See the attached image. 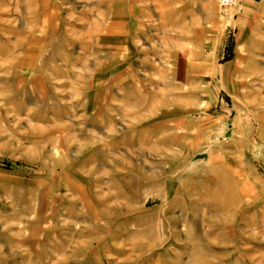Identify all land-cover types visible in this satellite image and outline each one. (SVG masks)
Segmentation results:
<instances>
[{
	"label": "rangeland",
	"instance_id": "374dc122",
	"mask_svg": "<svg viewBox=\"0 0 264 264\" xmlns=\"http://www.w3.org/2000/svg\"><path fill=\"white\" fill-rule=\"evenodd\" d=\"M243 1L0 0V264H264Z\"/></svg>",
	"mask_w": 264,
	"mask_h": 264
},
{
	"label": "crops",
	"instance_id": "0c3cea01",
	"mask_svg": "<svg viewBox=\"0 0 264 264\" xmlns=\"http://www.w3.org/2000/svg\"><path fill=\"white\" fill-rule=\"evenodd\" d=\"M253 1L254 4H251ZM246 13L245 23L238 32L235 41V54L254 67L252 77L263 78L260 87L264 86V0H244ZM249 11V12H248ZM240 55V56H239ZM257 62V64H255Z\"/></svg>",
	"mask_w": 264,
	"mask_h": 264
},
{
	"label": "built area",
	"instance_id": "2783aa9c",
	"mask_svg": "<svg viewBox=\"0 0 264 264\" xmlns=\"http://www.w3.org/2000/svg\"><path fill=\"white\" fill-rule=\"evenodd\" d=\"M221 9L231 6L236 0H216Z\"/></svg>",
	"mask_w": 264,
	"mask_h": 264
}]
</instances>
